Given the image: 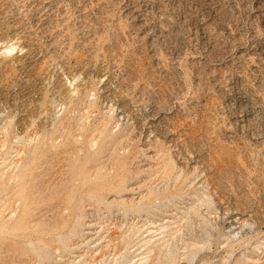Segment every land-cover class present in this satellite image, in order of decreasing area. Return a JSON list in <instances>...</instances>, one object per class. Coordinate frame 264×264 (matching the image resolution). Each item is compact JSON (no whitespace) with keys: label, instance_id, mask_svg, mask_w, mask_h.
I'll use <instances>...</instances> for the list:
<instances>
[{"label":"rangeland","instance_id":"rangeland-1","mask_svg":"<svg viewBox=\"0 0 264 264\" xmlns=\"http://www.w3.org/2000/svg\"><path fill=\"white\" fill-rule=\"evenodd\" d=\"M0 264H264V0H0Z\"/></svg>","mask_w":264,"mask_h":264}]
</instances>
